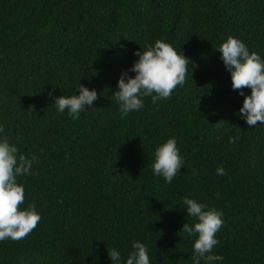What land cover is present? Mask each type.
I'll return each mask as SVG.
<instances>
[{
    "label": "trees",
    "instance_id": "obj_1",
    "mask_svg": "<svg viewBox=\"0 0 264 264\" xmlns=\"http://www.w3.org/2000/svg\"><path fill=\"white\" fill-rule=\"evenodd\" d=\"M229 35L264 55V0H0V124L37 156L18 179L22 207L41 214L24 238L0 241V264H111L108 247L127 257L135 240L151 264H193L184 197L223 211L218 264H264V125L236 115L244 97L217 50ZM158 39L196 67L120 119L106 89ZM79 81L98 98L73 120L48 93L75 94ZM171 136L185 163L166 183L151 165Z\"/></svg>",
    "mask_w": 264,
    "mask_h": 264
},
{
    "label": "clouds",
    "instance_id": "obj_2",
    "mask_svg": "<svg viewBox=\"0 0 264 264\" xmlns=\"http://www.w3.org/2000/svg\"><path fill=\"white\" fill-rule=\"evenodd\" d=\"M218 57L230 74L231 87L239 90L243 96L242 106L238 117L249 127L264 125V55L250 50L246 43L237 36L229 35L218 47ZM138 57L127 70L121 72L116 89L111 96L118 105L120 119H125L130 113L144 107V100L150 97L153 103L168 98L172 91L182 86L196 64L182 51L165 40L158 39L134 51ZM132 72L134 75H129ZM55 88V87H53ZM250 89L245 93L244 89ZM53 105L59 113H67L73 119H79L82 113L93 108L98 98L95 88H89L83 83L77 86L75 94L54 96ZM257 122H260L257 124ZM236 138L230 137V142ZM17 142H12L5 134L4 125L0 124V241L20 240L37 227L41 214L35 202L25 203V185L18 178L32 174L33 163L37 156L27 157L21 154ZM185 160L180 153L174 136L156 146L151 170L153 175L163 177L166 183L173 178L184 166ZM217 175H224L225 169L217 167ZM183 209L186 216L192 218V223L185 222L179 232L194 237L193 264H218L224 257L212 250L219 244L217 233L221 229L223 211L204 201L193 197L183 198ZM111 264H151L148 245L140 240L131 244L127 257H122L116 247H108Z\"/></svg>",
    "mask_w": 264,
    "mask_h": 264
}]
</instances>
